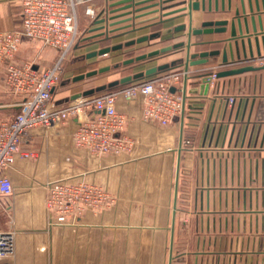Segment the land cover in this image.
Instances as JSON below:
<instances>
[{
	"label": "crops",
	"instance_id": "crops-1",
	"mask_svg": "<svg viewBox=\"0 0 264 264\" xmlns=\"http://www.w3.org/2000/svg\"><path fill=\"white\" fill-rule=\"evenodd\" d=\"M189 1L198 2L199 10L194 12L203 15L201 23L227 22L223 32L193 36L192 53L218 51L219 54L207 57L204 64L190 67L189 92L193 89L197 91L202 85L201 75L216 63L222 62L224 50L227 59L231 60L228 42L232 44L233 60L264 54V0H135L136 4L133 3L130 9L119 11H113L114 7H111L115 0H102L97 6L104 15L107 14L108 21L103 24L106 26L108 23L109 32L108 38L104 40L111 39L104 46L122 44L184 24L180 17L187 13V9H182L187 8ZM237 10L239 16L236 17ZM85 18L84 10L80 7L78 26L79 22L81 26L84 25ZM245 19L248 33L245 32ZM20 24V0H0V29H17ZM133 24L142 27L157 24L158 30L139 33L135 38L127 40L113 41L116 36L128 32ZM95 28L93 21V25L87 28L89 37L96 38L102 32ZM232 28L236 34L234 39L230 34ZM97 38L101 40L100 36ZM183 39V33L176 32L128 48L138 49L147 44V50L139 53V56L165 46L177 45ZM234 43L237 44L236 49ZM89 53H85V58ZM19 54L25 59H18ZM166 54L159 61L154 57L135 63L145 64L142 70H147L182 56L178 48ZM57 57V50L41 47L36 40H24L14 61L34 62L35 67L46 68L54 64ZM195 60H200V57ZM82 73L78 70L74 73L66 71L63 82ZM74 94L76 92H57L55 88L53 98L58 105H64ZM229 97L234 98L232 105L228 104ZM188 102L182 122L177 120L162 126L140 120L139 97L119 98L116 108L129 119L121 135L130 141L131 146L129 151L117 155L96 158L73 144L74 131L82 119L96 117L99 113L95 110H89L80 117L72 116L63 126L48 132H33L21 143L13 166L6 172L14 193L0 201V206L4 204L2 207L5 212L13 218V228L19 232L21 239L26 236L30 242L34 237L40 241L46 239L41 232L34 237L28 234L32 225H29L30 228L23 227L27 225L24 218L26 209L31 208L33 194H16L27 183L23 171L25 162L37 156L39 165L45 168L44 172H48L45 176L47 180L60 176L73 181L85 180L102 187L115 199L113 206L101 212L100 223L53 228L69 231L70 239L79 236L74 232L86 231V239L101 241L103 248L119 247L125 244L123 242L130 236L128 233L134 231L133 238L139 241L143 237L157 239L160 232V239L167 236L175 242V217L178 215L184 219L185 216H191L192 223L184 219V222L179 223V230L186 234L191 230L196 232L194 238L183 237L180 240L183 246L191 242L192 246L198 248V254L193 256V264H264V69L220 78L213 87L208 88L206 96L198 92L191 93ZM15 111V108L2 107L0 117L10 120ZM181 140H189L191 145L176 151ZM174 163L178 170L186 174L182 176L184 178L177 175L176 179H172ZM17 172H21V180L17 179ZM159 198L166 200L161 213L167 214V220L169 201L172 200L173 209L169 215L172 222L158 225L151 221L133 224L124 221L125 214H157ZM27 200L29 204L25 206ZM181 200H190V208L175 209ZM186 205L183 203V208H187ZM164 207L166 209L163 211ZM40 229L43 227L34 230ZM31 245V252L36 250V253L42 254L45 251L44 244ZM20 248L21 244L15 242L16 254L20 253ZM22 261L23 258L18 257L15 264ZM108 261L102 259V262ZM0 264H7V261Z\"/></svg>",
	"mask_w": 264,
	"mask_h": 264
},
{
	"label": "built area",
	"instance_id": "built-area-1",
	"mask_svg": "<svg viewBox=\"0 0 264 264\" xmlns=\"http://www.w3.org/2000/svg\"><path fill=\"white\" fill-rule=\"evenodd\" d=\"M102 0H20L21 24L17 29H0V70H3L1 89L18 100L2 107L15 108L10 120L0 117V201L13 195L14 190L6 172L20 150L21 143L36 130L48 132L63 126L72 116L80 117L89 110L99 114L84 118L74 131L76 148L99 158L129 151L131 143L123 137L129 119L118 111L119 98L139 97L140 120L162 126L177 120L182 122L190 98L191 54L193 27L182 31L181 63L116 91L81 97L58 105L53 92L62 81L64 68L81 36L78 9L95 22L104 15L97 3ZM188 6V5H187ZM187 9V8H186ZM188 13V10H187ZM106 19V18H105ZM24 40H36L44 47L58 51L54 64L35 67L34 62L16 63L15 54ZM245 67H264V54L243 57L213 65L201 75V82L213 87L219 72ZM173 89V91H171ZM234 98H228L233 104ZM189 140H181L176 151L189 147ZM45 204L50 225H64L83 213H98L113 206L115 199L102 187L68 178L46 184ZM15 252L13 231L0 230V262L10 259Z\"/></svg>",
	"mask_w": 264,
	"mask_h": 264
},
{
	"label": "rangeland",
	"instance_id": "rangeland-1",
	"mask_svg": "<svg viewBox=\"0 0 264 264\" xmlns=\"http://www.w3.org/2000/svg\"><path fill=\"white\" fill-rule=\"evenodd\" d=\"M188 10V9H187ZM195 10L191 11V16H189V13H186L184 15H181L182 22H185L184 25H191L193 29L201 28V20L203 18V15L201 13L194 12ZM107 19V14L103 15L101 19ZM86 21L83 26H81L79 22V30L81 32L80 39L78 41V44L76 45L75 49L73 50L69 60L65 64L64 72L66 71H73L76 72H83L86 73L93 69L102 68L105 66H109L110 70L108 72L98 74L96 76L85 78L82 81L78 82H72L71 78L68 79V81H62L57 85L56 91L59 92L60 90H64L65 92H76L81 93L85 90L89 89H95L97 87L101 86H107L108 83L120 80L121 78L125 76H131L138 71H144L142 70L145 64H138L133 63L130 65H123L122 62L129 58H134L139 53H143L147 50L148 46L142 45V47H139L138 49H130V48H123L122 50L110 52L106 56L102 57H93L90 59L85 58L86 52H92L96 51L102 47H106L109 45L104 46L105 44L109 43V40H104L105 38H108L109 32L107 31L108 23H106L105 29L103 35L101 36V40L98 41V36L96 38L89 37L87 28L91 27L93 25V22L90 20V18H85ZM105 19V20H106ZM108 21V19L106 20ZM105 21V22H106ZM92 22V23H91ZM157 24H152L149 26H137V24H133L130 26V30L124 34H120L113 39V41H122L127 40L129 38H135L137 34L143 33L149 30H158L156 27ZM160 32V31H159ZM183 33V32H182ZM136 39V38H135ZM38 42V41H37ZM41 47L42 44L38 42ZM124 43V42H122ZM46 48V47H44ZM97 48V49H96ZM96 49V50H95ZM92 50V51H91ZM124 53L122 54L121 52ZM119 55V56H118ZM165 55H161L157 57V61L161 60ZM118 56V57H117ZM18 59H25V57H21L20 54L17 57ZM31 61V60H28ZM117 64V68H114V65ZM2 78H3V71L0 70V104H6V103H13L15 100H18L17 97L10 96L6 93H4L1 89L2 85ZM141 81V80H140ZM138 82V81H137ZM61 83H63L61 85ZM129 84L125 85H119L112 89H105L102 92H110V91H116L120 88L129 86ZM99 92V93H102ZM96 93V94H99ZM14 111V110H13ZM12 112V110H11ZM37 156H35L31 161L25 162L24 164V174L27 178V183H25L24 189H16V194H21L23 192L31 193L33 194V198L30 200L31 208H27V214L25 216V224L24 228H30L29 225H32V229H28V234H32L34 237L37 236L38 232L43 233L45 235L46 239H42L41 241L39 239H34L30 242L29 239H27V236L21 239V235L15 228H13V218L11 216H8V214L5 212V208L2 207V204L0 206V230H8L10 229L14 233L15 242H18L21 244L20 248V255L16 254L14 252V255L7 260H3L1 262L7 261V264H15L18 257L23 258L22 262H19L18 264H193V256H196L198 254V248L196 246H192L191 242L189 245L183 246L182 242L180 241L183 237L185 238H194L196 235L195 231H190L188 234L182 232L179 230V223L184 222L183 220L187 219L188 223H192L193 219L191 220V216H185L184 219H180V217L177 215L175 217V214H173L175 217V224L176 225V233L177 237L176 239L179 241H170V238L167 236L159 238L161 235L158 232L157 239H145L144 237L141 239V241L134 239V231L129 232L128 235H130L127 240H125L123 243V246L119 247H110V248H103L101 246V241L86 239L85 234L86 231H78L74 232L77 233L79 236L76 239H70V232L64 231L60 229H53L54 227L58 226H71L74 227L80 223H91L96 222L100 223L101 219V212L98 213H83L80 215H77L74 217L73 220H69L67 224L64 225H50L48 222V216L46 213V204H45V187L46 184L55 181L58 179H64V177H55L54 179L45 178L48 172H44V169L41 165H39V162L37 161ZM52 170V169H51ZM16 175V174H15ZM23 175V174H22ZM179 175V177L184 178L182 176H186V174L182 173V170H178V166L176 163H174L173 166V173H172V179L173 177L176 179V176ZM17 179L21 180V172H17ZM51 179V180H50ZM183 189H185L183 187ZM184 192V191H183ZM165 199H158L157 200V214L152 215H137V214H125L124 215V221L126 223H144L151 221L152 223H156L158 225H164L167 221L168 223L171 221V208L173 209L172 200L169 201L170 212L168 215L167 220V214L165 212L161 213L162 211V205L165 206ZM184 201V202H183ZM130 203L132 201L129 200ZM5 203V202H4ZM8 203V202H6ZM183 203H187L186 207L183 206ZM29 201H25V206H28ZM190 200H181V202L176 206L175 209H185L187 210L190 208ZM137 206V205H136ZM139 207V206H137ZM137 207L135 209H137ZM166 208L164 207L163 211ZM129 210V208H128ZM45 216V222H44V216ZM88 217L90 219H88ZM93 218V219H91ZM45 225H44V224ZM40 230H34L35 228H42ZM143 233V232H142ZM181 234V235H180ZM84 235V236H81ZM179 235V236H178ZM165 236V235H164ZM22 240V241H21ZM72 240V241H71ZM191 241V240H190ZM34 244L36 246H40L41 244L45 245V251L42 254L36 253V250L31 252V248L33 247L31 244ZM104 250V252H103ZM260 251V249H257ZM263 250V249H262ZM17 255V256H16ZM109 259L108 262H102V259ZM118 260V261H116Z\"/></svg>",
	"mask_w": 264,
	"mask_h": 264
},
{
	"label": "water",
	"instance_id": "water-1",
	"mask_svg": "<svg viewBox=\"0 0 264 264\" xmlns=\"http://www.w3.org/2000/svg\"><path fill=\"white\" fill-rule=\"evenodd\" d=\"M209 2H210V0H209ZM133 3H135V0H115V2L112 4L111 7H114L113 11H119V10H122V9H130L132 7ZM187 9H188L189 16H191V11L192 10H195V11L199 10L198 2L197 1H194V2L189 1ZM185 10H186V8L182 9V11H185ZM242 11L244 12V9ZM235 16L236 17L239 16V11L238 10L235 11ZM105 21H106L105 19L96 20L94 22V24L96 25V28L94 30L103 31L105 29V25L103 24V23H105ZM109 25H112V24H109ZM226 25H227L226 21H215V22L206 21V22H202L201 23V28H197V29L192 30V35L196 36V35H199V34H210V33H213V32L214 33L215 32H223L224 31V27ZM244 25H245V32L248 33L246 19L244 21ZM239 27H240V34L242 35L241 24H239ZM184 29H185V25L181 24V25L176 26L174 28H169V29L163 30L162 32H154V33H151V34H148V35L141 36V37L136 38V39L129 40V41L124 42L122 44H116V45H113V46L102 47V48H100V49H98L96 51H93V52L89 53L86 56V58L89 59V58H93V57L106 56L110 52L122 50L123 48H128V47L134 46L136 44H141V43L147 42L149 40H154V39H157V38H159L161 36H165V35H168V34H172V33H176V32H182ZM113 31H116V30H113ZM113 31H111V32H113ZM103 33L104 32H101L97 36L101 37L103 35ZM230 34H231V37L234 39L235 36H236L234 28H232ZM234 45H235V49H236L237 48V44L234 43ZM181 47H182V43H179V44L174 45V46H165V47L161 48L160 50L151 51V52H148L146 54H141L139 56H136L134 58L126 59V60H124L122 62V64L123 65H130V64H133L135 62L143 61V60H145L147 58L158 57L160 55H164L166 53H169L172 50H175L177 48L180 49ZM227 48H228L229 55H230L229 58L232 60L233 59V55L231 54L232 53V44H231V42L227 43ZM218 54H219L218 51L203 52V53H200V54H194L193 53V54H191L192 62L190 63V65L193 66V65H197V64H204L207 61L206 60L207 57L217 56ZM197 57H200V60H195ZM250 57H252V56H250ZM227 60H228L227 59V53H226V50H224L223 53H222V62L225 63ZM180 63H181V59H178V60H175V61H172V62H169V63H165V64H161V65L149 68V69L141 71V72H137V73H135V74H133L131 76H125V77L121 78L120 80H115V81H112V82L108 83L107 86H101V87H97L95 89L85 90V91H83L81 93H76V94H74V95H72L70 97L69 101H73V100L81 98V97L93 96L96 93L104 91L105 89H112V88H115V87H117L119 85H125V84H129V83H133V82H137V81L143 80V79L148 78L150 76H153V75H155L157 73L169 70L170 68H173V67H176ZM114 68H117V64L114 65ZM261 69H264V67H258V68L245 67V68H240V69H235V70L223 71V72H219L217 74V78L220 79V78L232 77V76L243 74L245 72H254V71L261 70ZM109 70H110L109 66H105V67L98 68V69H93V70H90V71H88L86 73H82V74H78V75L74 76L71 79V81L72 82L82 81L85 78H90V77L96 76L98 74H102V73L108 72ZM171 91H173V89ZM207 91H208V85L206 83H204V84L199 86L197 91L195 89H193V90H190V93L198 92L199 95L206 96L207 95Z\"/></svg>",
	"mask_w": 264,
	"mask_h": 264
}]
</instances>
